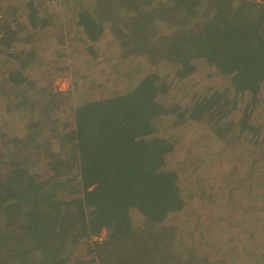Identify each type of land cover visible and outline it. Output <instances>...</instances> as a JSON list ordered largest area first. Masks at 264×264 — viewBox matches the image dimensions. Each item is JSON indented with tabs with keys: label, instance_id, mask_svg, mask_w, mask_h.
<instances>
[{
	"label": "trees",
	"instance_id": "1",
	"mask_svg": "<svg viewBox=\"0 0 264 264\" xmlns=\"http://www.w3.org/2000/svg\"><path fill=\"white\" fill-rule=\"evenodd\" d=\"M74 2L81 4V0ZM93 5L110 22L111 33L124 55H144L152 64L171 66L178 76L186 72L185 64L204 60L229 76L236 91L254 93L264 81V34L260 31L264 3L96 0ZM82 13L89 14V19L81 26L96 29L90 13L84 8L79 16ZM29 19L34 22L29 32L33 36L39 33L41 23L36 16ZM1 29L0 72L6 74L12 88L7 94H14L17 100L28 99L34 92L25 70L10 68L14 63L10 53L14 34ZM36 40L33 36L29 53L34 62L35 55L45 48ZM53 46L47 45L45 51ZM73 74L75 78L79 72ZM155 76L148 73L123 94L87 103L78 124V113L74 117L73 126H57L55 117L44 111L29 120L34 126L29 134L37 141L39 155L54 150L56 143L59 148L72 145L78 149L83 187L66 171L68 167L63 169L59 163L53 167V185L46 188L29 181L30 190L22 192L0 177V264H226L224 260L229 257L218 263L207 255L185 259L181 252L177 256L167 248L169 238L174 239L178 231L162 222L169 214L179 213L185 202L177 174L162 169L169 144L164 138L149 136L153 117L164 110L155 97L166 86L157 83ZM227 98L225 90L212 92L192 110L197 115L210 112ZM9 106L1 117L4 121L12 114L13 104ZM43 165L38 162L32 168L40 171L38 166ZM131 208L139 209L145 217L139 227L131 223ZM102 228L111 229L108 237L92 242L89 236ZM162 237L167 239L164 244L159 242ZM254 237L253 232H247V240ZM83 241L94 243V255L74 257L73 249ZM257 258L264 264V251Z\"/></svg>",
	"mask_w": 264,
	"mask_h": 264
},
{
	"label": "rangeland",
	"instance_id": "2",
	"mask_svg": "<svg viewBox=\"0 0 264 264\" xmlns=\"http://www.w3.org/2000/svg\"><path fill=\"white\" fill-rule=\"evenodd\" d=\"M93 2L96 0H81L80 5L74 0H0L1 31L13 32L15 37L10 68H23L34 92L28 99H15L14 94H7L12 88L6 74L0 72V177L22 192L30 190L29 181L46 188L53 185V167L59 163L83 187L78 149L72 145L59 148L56 143L54 150L39 155L37 141L29 134L34 127L29 120L44 111L55 117L57 126H73L74 117L78 113V124L87 103L123 94L152 73L166 87L155 97L164 110L153 117L149 136L164 138L169 144L162 169L177 174L185 202L179 213L169 214L162 222L178 231L174 239L169 238L167 248L177 256L181 252L185 259L207 255L216 263L229 257L226 264H262L257 256L264 251V81L254 93L236 91L229 76L204 60L185 64L186 72L178 76L171 66L152 64L144 55H124L110 22ZM83 8L96 29L81 26L89 19V14L79 16ZM29 16L41 23L39 33L33 35L37 44L54 45L47 52L41 49L36 62L29 55L33 37L29 32L34 23ZM223 90L228 98L220 108L199 115L192 110L212 92ZM11 104L10 119L4 121L1 117ZM38 162L46 166L34 171L32 166ZM70 163H74L72 167ZM128 215L136 227L145 219L137 208H131ZM109 230L99 229L89 238L99 243ZM247 232H253L256 239L247 240ZM166 241L165 237L159 240ZM92 242L78 243L72 255H94Z\"/></svg>",
	"mask_w": 264,
	"mask_h": 264
}]
</instances>
